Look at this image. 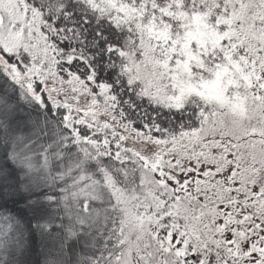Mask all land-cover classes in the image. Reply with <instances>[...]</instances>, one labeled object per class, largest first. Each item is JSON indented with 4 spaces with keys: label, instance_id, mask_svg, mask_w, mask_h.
<instances>
[{
    "label": "snow or ice",
    "instance_id": "obj_1",
    "mask_svg": "<svg viewBox=\"0 0 264 264\" xmlns=\"http://www.w3.org/2000/svg\"><path fill=\"white\" fill-rule=\"evenodd\" d=\"M0 264H264V0H0Z\"/></svg>",
    "mask_w": 264,
    "mask_h": 264
}]
</instances>
